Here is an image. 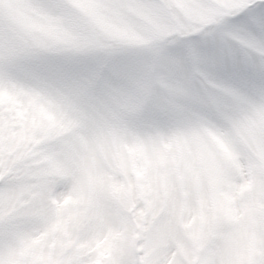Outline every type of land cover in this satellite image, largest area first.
<instances>
[{
	"label": "rangeland",
	"instance_id": "1",
	"mask_svg": "<svg viewBox=\"0 0 264 264\" xmlns=\"http://www.w3.org/2000/svg\"><path fill=\"white\" fill-rule=\"evenodd\" d=\"M0 264H264V0H0Z\"/></svg>",
	"mask_w": 264,
	"mask_h": 264
}]
</instances>
